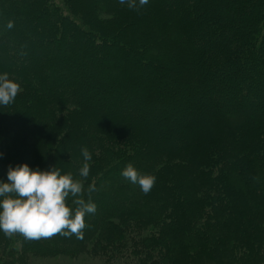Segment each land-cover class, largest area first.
Instances as JSON below:
<instances>
[{"label": "trees", "instance_id": "trees-1", "mask_svg": "<svg viewBox=\"0 0 264 264\" xmlns=\"http://www.w3.org/2000/svg\"><path fill=\"white\" fill-rule=\"evenodd\" d=\"M61 1L0 0V73L20 85L0 106V178L9 165L57 166L82 181L96 211L82 235L0 232V264L91 245L102 255L136 251L131 264H264V100L255 81L264 74V0ZM19 11L38 28L21 31ZM205 93L215 101L201 103ZM224 93L254 100L234 109L220 103ZM82 148L91 154L86 178ZM129 163L156 177L148 193L121 175ZM128 222L136 238L123 231ZM143 228L156 234L139 237Z\"/></svg>", "mask_w": 264, "mask_h": 264}, {"label": "clouds", "instance_id": "clouds-1", "mask_svg": "<svg viewBox=\"0 0 264 264\" xmlns=\"http://www.w3.org/2000/svg\"><path fill=\"white\" fill-rule=\"evenodd\" d=\"M119 3L124 4L125 0H119ZM147 3L148 0H139L141 6ZM128 6H135L133 0H128ZM7 26L11 28L12 23ZM19 91L18 82L9 78L8 73H0V106L13 103ZM81 154L84 163L78 173L86 178L91 154L87 148H82ZM121 175L138 184L145 194L156 180L154 175L138 173L131 163L125 166ZM94 190V185H89L87 191ZM83 191L80 179H75L71 172L62 174L57 166L41 169L26 163L9 165L6 180L0 178V232L5 235L18 233L25 239L50 237L57 233L82 235L86 215L96 211V204L90 198L88 201L82 198ZM69 198L75 207L68 203Z\"/></svg>", "mask_w": 264, "mask_h": 264}, {"label": "rangeland", "instance_id": "rangeland-1", "mask_svg": "<svg viewBox=\"0 0 264 264\" xmlns=\"http://www.w3.org/2000/svg\"><path fill=\"white\" fill-rule=\"evenodd\" d=\"M61 4H63L64 2L59 0ZM139 3V0H135V4ZM24 16V13H22L21 11H19L16 15L12 16V19L14 20V22L17 24V26L20 28L21 31L23 32H32L33 28H38L37 25H33L30 27V25H24L22 22V17ZM11 17V16H8ZM32 34V33H31ZM241 68H243V64H241ZM244 71H246L243 68ZM244 71H242L241 73H244ZM238 73V74H241ZM246 75V73H245ZM227 78V73H222L221 74V78ZM220 78V77H219ZM226 78L224 80H226ZM220 80V79H218ZM256 84L259 85L261 84V95L256 94V100L259 101L260 99L263 101L264 100V74H261L260 72L256 74ZM253 83V81L251 82ZM250 83V84H251ZM242 83H237V86H234L233 90L235 91V93H237V90H239L240 86ZM247 84V82L245 83ZM206 92V91H205ZM201 93H204V90L201 91ZM243 97L242 99L240 98L241 96L236 97V98H232V97H227V95L221 94V99H220V103L222 101H224L225 103H228V105L233 106L234 109H238L240 107L241 102L250 104L253 102V96L250 95V98L246 100V102L244 101V96L245 93H242ZM247 94V93H246ZM223 95V96H222ZM102 98V97H101ZM201 103H212L215 101L214 96L211 94H206L203 95L200 99ZM260 100V101H261ZM184 105V104H183ZM179 106H181V104H178L177 108H180ZM176 109V108H175ZM179 110V109H177ZM180 111V110H179ZM177 115V114H176ZM176 120H179V122H181V118H187V116L185 117H181L180 115H177ZM221 163L224 164L221 160ZM127 228L128 230H123L128 237L130 238H136V235L132 233V231L135 229V224H133V222H128L127 223ZM156 234L155 230L152 228H143L140 231V235L139 237H148L149 235H154ZM5 237L7 238L8 235H5ZM138 240L134 242V244L132 245L131 241H130V247L131 249H133L135 246L138 245ZM135 243H137V245H135ZM104 242H101V245H104ZM103 248H97L94 247V245H91L85 252L80 253V254H76V255H72V256H67V255H56V256H49V257H37V258H33L31 260V264H131L132 260H138L140 259L141 255L138 254L136 251H123V250H105V255L100 254V251ZM109 261V262H108Z\"/></svg>", "mask_w": 264, "mask_h": 264}]
</instances>
